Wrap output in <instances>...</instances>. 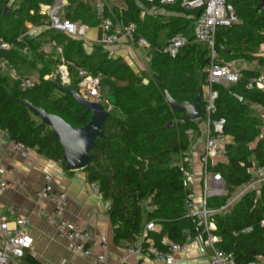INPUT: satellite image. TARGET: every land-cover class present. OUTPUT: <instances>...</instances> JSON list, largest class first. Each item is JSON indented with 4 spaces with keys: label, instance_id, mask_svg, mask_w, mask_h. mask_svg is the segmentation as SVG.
I'll list each match as a JSON object with an SVG mask.
<instances>
[{
    "label": "trees",
    "instance_id": "16d2710c",
    "mask_svg": "<svg viewBox=\"0 0 264 264\" xmlns=\"http://www.w3.org/2000/svg\"><path fill=\"white\" fill-rule=\"evenodd\" d=\"M67 1L63 18L89 27L100 24L101 18L93 4L85 0ZM122 1L121 9L102 2L103 16L114 25L135 23L137 34L150 43L148 67L138 72L121 57L111 56L103 45H93L87 51L84 39L51 28L49 16L41 13L40 8L53 0H0V38L13 45L10 49L0 48L1 58L21 76L25 75L20 74L19 66L35 67L36 60L41 61L32 87L21 88L18 80L0 71V128L15 143L59 161L70 172L63 160L59 138L26 102L60 116L73 127H82L90 120L91 112L58 86L56 79H44V76L53 66L64 62L71 86H77L79 70L98 77L102 95L111 97L112 106L121 116L110 113L106 118L101 127L104 136L97 137L90 150L94 158L82 169L89 181L98 183V191L110 204L108 212L115 244L133 242L150 220L161 227L159 231H150V237L158 240L166 234L182 242L185 232L193 227L186 216L179 163L189 154L194 140V136L186 134V129L192 128L197 135L199 128L197 121H182L180 113L171 110L164 92L166 88L176 101L193 102L201 89L202 110L205 68L209 63L207 48L189 43L173 56L158 50L162 46L158 43L160 32L169 30L167 41L193 23L195 11L184 10L178 4H160L158 0ZM258 4L257 0H227L237 22L216 30V49L225 63L236 59L257 60L264 68V8ZM151 5L176 15H141V10ZM26 22H33L42 30L18 39ZM48 42L55 45L50 54L40 51ZM24 46L27 54L21 51ZM236 71L240 75L236 83L215 85L216 117L225 118L224 133L232 142L226 145L223 154L226 160L210 166L221 174L226 192L209 197L207 205L217 209L212 214L215 234L219 237L217 247L231 253L237 264L249 261L264 264V183L259 190L244 192L231 207L220 209L240 186L251 181L247 168L264 163L263 120L256 108L264 107V90L249 86L261 71ZM148 200L153 205L151 211L145 209Z\"/></svg>",
    "mask_w": 264,
    "mask_h": 264
},
{
    "label": "built area",
    "instance_id": "2783aa9c",
    "mask_svg": "<svg viewBox=\"0 0 264 264\" xmlns=\"http://www.w3.org/2000/svg\"><path fill=\"white\" fill-rule=\"evenodd\" d=\"M145 1L153 2L154 0ZM158 1L160 4H178L184 10L196 12L192 23L191 35L188 36L181 32L173 34L158 49L160 52L173 56L180 48L189 43H199L207 48L209 63L205 68L206 85L201 110L202 116L200 118L204 123V129L201 133L203 146L199 155L201 165L200 196L197 198L194 190L197 173L193 167L190 154H186L180 160L179 169L182 174L181 183L185 190L186 216L191 220L193 230L186 232L185 240L182 242L174 241L166 234L161 235L156 240L149 236V232L158 231V225L153 220H150L145 223L140 235L133 242L122 248V254L118 257V261L120 264H129L127 262L128 256L140 255L149 257L153 262L177 264V253L186 252L187 241L195 239L204 247L211 250L210 264H237L231 253L217 247L219 237L215 234L216 224L212 218V214L217 209H213L207 205L209 197L222 195L226 191V184L221 174L211 170L210 166L213 165L217 157L224 154L226 145L231 142V138L224 133L225 118L216 117L218 91L215 89V85L236 83L240 76L237 71L232 70L229 64L225 63L220 57L216 49V30L220 26L227 27L237 22V17L233 8L227 5V0ZM66 5V0H53L51 4L41 5L40 11L49 16V26L51 28L73 37L85 39L88 27L86 24L62 17L63 9ZM93 8L101 18L99 25L103 30L102 43L104 45L116 44L123 38L130 44H136L146 49L150 48V43L147 39L137 34L135 23L130 22L123 26L114 25L110 18L103 16V3L100 0H96L93 3ZM154 8L155 5L149 7L150 10ZM21 38L22 36L18 39ZM12 47L11 43L4 42L0 38V48L10 49ZM21 51L24 54L28 53L26 46L21 48ZM57 51L61 52V48L57 47ZM145 60L147 62L150 61V54L148 52L145 55ZM7 70L13 79L19 81L21 88L32 87L34 85V79L21 76L14 69L7 68L0 56V71L6 72ZM78 75L80 80L76 88L82 96L99 102L106 101L101 93L98 77L89 74L86 70H79ZM51 76H54L62 86H71V77L66 63H58L56 72L45 75L44 79H49ZM253 85L258 89H264V76L260 75L251 79L249 86ZM185 132L190 137L194 136L192 128L186 129ZM246 171L251 174L252 178L256 177L258 180H264V163L253 168H247ZM44 179L46 184L43 190L49 195L54 208L50 213L39 209L37 215L45 219L50 225H53L57 235L66 238L72 243L71 250L73 252L87 257H94L97 260H103L107 243L93 238L79 223L65 218L66 203L64 193L53 188L50 183V174H46ZM19 182L20 178L13 167L0 165V195L5 189L13 187ZM90 185L92 188L98 190L97 182H90ZM149 200L145 205L147 211H151L153 208ZM109 206V202H106V207L109 208ZM225 207H227V204L221 206L220 209ZM28 222V219L24 217H17L15 219L6 218L2 214L0 206V264H9V260L12 257H21L25 250L31 247L33 238L27 232L26 227ZM95 246L101 249V252L96 255L93 254ZM139 263L143 264L142 261ZM242 264L259 263L249 261Z\"/></svg>",
    "mask_w": 264,
    "mask_h": 264
},
{
    "label": "crops",
    "instance_id": "0c3cea01",
    "mask_svg": "<svg viewBox=\"0 0 264 264\" xmlns=\"http://www.w3.org/2000/svg\"><path fill=\"white\" fill-rule=\"evenodd\" d=\"M85 1L93 4L96 0ZM100 1L106 2V4L113 9L115 7L118 9L124 7L122 0ZM67 6L68 1L65 7ZM155 13L176 15V13L168 12L163 8L155 7L150 10L149 7H144L141 10V15ZM190 26L192 30V24ZM186 29L181 33L186 35ZM41 30L40 26L35 23L26 22L21 31V36H33L38 34ZM191 32L192 31L187 35H191ZM167 35L168 33L166 34L164 43L166 42ZM102 39L103 30L100 25L95 27L88 26L86 37L84 39L86 50L90 51L93 45H103L105 49L109 51L111 56L121 57L123 61L136 72L145 70L148 67V62L145 60V55L147 54L148 49L136 44H130L123 38H121L116 44L104 45ZM164 43L159 44L163 45ZM54 47L55 45L53 42L44 43L40 48V51L50 54ZM4 63L7 68H11L5 61ZM228 64L231 68L236 70H260V75L264 76V68L259 65L257 60L247 61L245 59H236ZM39 66H41V61L36 60L35 67L25 64L19 66L18 70L24 72L25 77H30L36 80V76H38L37 68ZM56 66L57 65L53 67ZM4 73H8V70ZM106 102L107 101H101L104 107ZM256 108L262 116L263 123L261 128L263 134L264 107L256 106ZM196 121L199 128V134H194V140L189 150V154L192 158L193 167L197 173L194 190L197 198H199L201 178L199 155L203 146V137L201 133L204 129V123L201 119ZM225 160L226 158L224 155L219 156L214 160L213 165L218 161ZM0 165L13 167L14 171L20 178L19 183L13 187L5 189L0 195L2 214L8 219H15L17 217L28 219L29 222L26 227L27 232L33 238L31 247L25 250L21 257H12L9 260V264H120L118 257L122 254V248L125 245L122 246V244H115L113 239V224L109 216L108 208L106 207L107 201L97 189L91 187V181L88 180L87 174L83 169L66 172L59 161L48 159L34 149H28L27 147L15 143L9 137L8 133L1 128ZM46 174L51 175L50 183L53 188L63 192L65 195V218L79 223V225L83 229H86L93 238L107 243V249L104 251L103 260H97L94 257H87L73 252L71 250L72 243L66 238L57 235L55 227L37 215L39 209H43L50 213L54 208L49 195L43 190L46 184L44 179ZM263 183L264 180H258L256 177L252 178L249 183L240 186L237 191L233 193L227 206L231 207V205L236 202L244 192L252 189L259 190ZM157 228L159 231L161 228L160 225H158ZM185 234L183 241L185 240ZM100 252L101 249L98 246L93 248L94 255ZM210 255L211 250L209 248L204 247L195 239H190L187 241V251L177 253V264H210ZM141 261L143 264H164L163 262H153L149 257L140 255H131L127 257V262L129 264H140L139 262ZM262 261L263 260L261 259L259 262Z\"/></svg>",
    "mask_w": 264,
    "mask_h": 264
},
{
    "label": "water",
    "instance_id": "95a60500",
    "mask_svg": "<svg viewBox=\"0 0 264 264\" xmlns=\"http://www.w3.org/2000/svg\"><path fill=\"white\" fill-rule=\"evenodd\" d=\"M257 1L259 2L258 6L264 8V0ZM56 31L59 32L58 30ZM56 84L72 94L82 107L91 112V118L84 126L73 127L60 116L48 113L44 109L35 107L28 102L26 103L36 116L42 119L45 124L51 126L52 133L59 138L64 150L63 160L66 162V168L68 170L82 169L94 158L90 150L95 145V139L104 136L101 127L110 113L101 102L82 96L76 86L66 87L59 82H56ZM164 93L165 100L171 110L180 113L182 121H196L201 118V89L197 90L193 102L176 101L166 88ZM240 100L242 101L243 98L240 97Z\"/></svg>",
    "mask_w": 264,
    "mask_h": 264
},
{
    "label": "rangeland",
    "instance_id": "374dc122",
    "mask_svg": "<svg viewBox=\"0 0 264 264\" xmlns=\"http://www.w3.org/2000/svg\"><path fill=\"white\" fill-rule=\"evenodd\" d=\"M168 29H163L161 32H160V34H159V38H158V43H164V41H165V37H166V34L168 33ZM190 31H191V26L189 25L188 27H187V29H186V31H185V33H186V35L187 34H189L190 33ZM231 68V67H230ZM36 70V69H35ZM232 70H235L236 71V69H233L232 68ZM20 72V74H24V72H22V71H19ZM56 72V67H52V69H51V71H50V74H54ZM37 77V76H36ZM50 80H55V77L54 76H51L50 78H49ZM103 94L104 95H106V93H105V91H104V89H103ZM105 97V99H106V103H105V107H106V109H108V111H109V113H112V114H117V115H120L121 116V113L114 107V106H112V104H111V97L109 96V95H106V96H104Z\"/></svg>",
    "mask_w": 264,
    "mask_h": 264
}]
</instances>
